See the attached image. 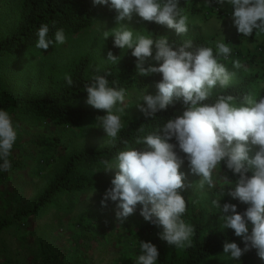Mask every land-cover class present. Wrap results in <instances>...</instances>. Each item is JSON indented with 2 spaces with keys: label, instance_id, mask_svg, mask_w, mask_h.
I'll return each instance as SVG.
<instances>
[{
  "label": "clouds",
  "instance_id": "1",
  "mask_svg": "<svg viewBox=\"0 0 264 264\" xmlns=\"http://www.w3.org/2000/svg\"><path fill=\"white\" fill-rule=\"evenodd\" d=\"M180 3L181 0H93V4L116 12L119 27L104 31V39L111 37L114 47L132 50L140 76L162 74L155 85L156 94H148L145 88L136 102L144 118L155 119L177 102L183 108L156 130L139 137L135 141L139 147L124 140L125 148L112 160L103 161V169L116 171L101 205L115 202L116 217L121 223L139 206L143 219L160 229L161 240L178 249L189 247L195 229L184 219V192L192 187L188 182L191 174L199 177V189H219L211 206L220 213L223 228L234 230L243 242L242 248L235 241L225 240L223 254L234 264H241L242 256L255 249L264 260V96L245 94L237 102L232 95H219L209 102L214 89H227L232 82L233 73L221 61H229L235 51L224 36L214 41V47H194L191 40L174 46L167 37L154 39L124 23L135 14L144 21L174 29L181 36L189 31V17ZM205 4L223 15L227 14L222 9H230L232 24L242 37H264V0H205ZM221 23L222 20L219 27ZM49 33L47 23L39 27L37 49L47 50L67 42L63 28L53 36ZM106 60L116 65L120 57L109 51ZM232 65L243 67L239 60L232 61ZM110 75L100 74L97 68L84 91L85 102L104 112L97 117L99 128L115 141L125 127L123 116L129 94L126 88L110 82ZM65 80L69 86L74 83L70 75ZM17 139V123L7 110L0 108V174L12 168L9 157ZM185 165L187 172L182 171ZM226 196L247 207L239 211L236 203L222 204ZM159 257L155 244L139 241L135 264H158Z\"/></svg>",
  "mask_w": 264,
  "mask_h": 264
},
{
  "label": "trees",
  "instance_id": "2",
  "mask_svg": "<svg viewBox=\"0 0 264 264\" xmlns=\"http://www.w3.org/2000/svg\"><path fill=\"white\" fill-rule=\"evenodd\" d=\"M180 7L189 17L188 33L178 36L174 29L144 21L142 18L140 33L151 34L154 39L167 37L169 43L174 46L191 40L194 47H214V41L224 36L225 42L230 43V47L235 52L232 53L229 61L221 62L225 63L229 71L233 73V82L227 89H214L209 102H214L219 95H232L237 102L245 94H251L257 98L260 95L264 96V54L261 53L264 50V37L258 38L253 35V37L244 38L234 26L222 32L221 35L203 34L200 30L203 19L216 17L222 21L228 19L232 23L231 17L221 14L214 7L207 6L205 0H181ZM222 10H228L229 13L231 11L228 8ZM115 16V10L104 5H95L93 0H0V108L7 110L18 126L21 122L30 119L41 120L56 129L62 128L72 132L76 137H83L92 127L99 128L97 117L104 114L102 110L94 109L85 102L87 93L84 91V85L90 81L97 68L100 74L110 72L109 81L126 88L129 97L136 93H143L145 88L148 90L155 86L162 79V74L140 76L136 69V58L131 54L132 50L114 47L111 37L105 42V51L106 56L109 51H112L114 55L120 57L116 65L109 62L106 67H98L96 58L91 52H79L63 62L57 59L42 61L35 74L40 88L38 87L35 92H26L22 95L15 92L11 83L6 81L5 77L9 72L4 70L5 64L11 66L14 60L23 54L39 55L57 46H50L47 50H39L35 47L38 39L36 33L42 24L49 25L50 36H53L57 29L63 28L69 40L93 30L99 18L115 21ZM201 17L202 19H199ZM194 28H196L195 32ZM254 41H258L257 46L251 50L250 43ZM243 50L246 51L243 52ZM234 60H239L242 65V62L246 63L242 68L237 69L232 64H228ZM151 63L156 62L151 61ZM66 75L72 77L74 82L72 86L67 84ZM132 101L130 100L128 104L130 105ZM182 111L181 103L177 102L175 107L170 106L166 112L158 113L155 119H145L143 114L129 118L127 112L123 116L125 127L115 141L111 140V143L103 147L83 149L68 156H66L67 153L60 154L58 151L57 154L61 155V165L44 192L36 198L33 206L15 210L11 218L5 222L0 221V234L6 229L25 227L26 223H31L33 219L43 215L47 209L71 212L79 198L94 194L103 195L111 186V180L116 171L103 169V161L112 160L118 151L123 150L124 140H127L132 147H139L135 143L139 137L156 130L169 116ZM141 128L143 132L140 131ZM39 144L50 151L57 145L53 141L44 139L39 140ZM18 149L19 146L15 144L9 157L12 164L10 171H19L23 168L22 161L15 155ZM6 173L0 174V177ZM213 195L215 198L219 196L218 188L214 190ZM64 197L67 199V204L62 202ZM225 202L238 204L239 211L247 207L227 196L221 201L222 204ZM184 219L195 229L191 246L183 249L169 246L166 241L159 238L160 229L153 225L137 232L135 253L139 255L140 240L150 241L158 247L160 252L158 264H211L214 261L223 260L224 257L226 259L227 256L223 254L225 240L235 241L242 248L244 246L240 238L234 235V230L223 228L220 213L213 208L207 215L204 214L203 208L198 210L192 204L187 206ZM106 227L111 229L110 226ZM93 230L102 232L99 227L90 225L82 229L85 235ZM38 249L39 253L32 258V264H65V256L58 255L53 249L46 248L44 245H40ZM253 252L256 250H250L242 258Z\"/></svg>",
  "mask_w": 264,
  "mask_h": 264
},
{
  "label": "rangeland",
  "instance_id": "3",
  "mask_svg": "<svg viewBox=\"0 0 264 264\" xmlns=\"http://www.w3.org/2000/svg\"><path fill=\"white\" fill-rule=\"evenodd\" d=\"M203 20L204 22L200 25L203 34L221 35L228 27L233 26L232 23L228 24L229 21H222L219 27L221 20L216 17ZM124 23L140 33L141 18L135 14L130 21L125 20ZM115 27H119L116 20L99 18L93 30L85 32L80 37L70 38L64 45H57L39 55L23 54L16 58L11 66L5 64L4 70L9 72L5 79L11 83L15 92L22 95L26 92H35L38 87L40 88L35 74L42 61L57 59L63 62L79 52H91L96 58L98 67H106L109 62L106 60V40L103 32L111 31ZM193 31L195 32L196 28ZM257 42L250 43L251 50L256 48ZM242 63L244 65L246 62ZM147 92L155 95L157 89L152 86ZM140 95L141 93H136L128 96L125 114L128 112L129 118L142 114L136 108ZM130 100L133 101L129 105ZM43 139L53 141L57 145L51 151L45 149L39 144V140ZM109 143L111 140L103 129L98 127H92L83 137H76L72 132L62 128L56 129L41 120L30 119L21 122L18 126L16 142L19 149L15 155L22 161L23 168L19 171H9L0 177V221L5 222L11 218L15 210L34 205L36 198L44 192L61 165V155L57 154L58 151L60 154L65 152L68 156L83 149L103 147ZM255 150L254 147L253 152ZM182 171H188L187 165ZM198 179L199 177L188 175V182L192 184V187L184 192L187 206L194 204L196 209L203 208L204 214L209 215L212 210L211 200L215 198L214 191L206 188L199 189ZM102 197V194H94L79 198L71 212H61L50 208L43 215L33 219L31 223H26L25 227H14L2 231L0 264H32V258L39 253L40 245L53 249L62 257L65 256V264H135L137 232L153 225L146 222L139 214V206L133 215L121 223L116 217L118 211L116 203L108 202L107 206H102ZM62 202L67 204L66 197L62 199ZM89 225L99 227L102 232L93 230L87 235L83 234V227ZM106 226H110L111 229L109 230ZM211 264H234V262L224 257L223 260L214 261ZM241 264H264V260L253 252L242 258Z\"/></svg>",
  "mask_w": 264,
  "mask_h": 264
},
{
  "label": "crops",
  "instance_id": "4",
  "mask_svg": "<svg viewBox=\"0 0 264 264\" xmlns=\"http://www.w3.org/2000/svg\"><path fill=\"white\" fill-rule=\"evenodd\" d=\"M222 12H223V13H225V14H227V15H226L227 17H229V16H230V15H229V11H228V10H222ZM226 21H229V20L227 19ZM228 24H230V25H231V22L229 21V23H228ZM230 29H231L230 27H228V28H227V30H230Z\"/></svg>",
  "mask_w": 264,
  "mask_h": 264
}]
</instances>
